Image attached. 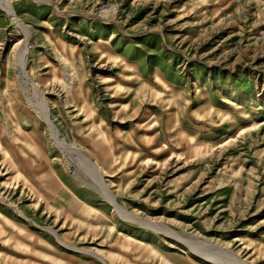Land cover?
<instances>
[{"label": "rangeland", "instance_id": "1", "mask_svg": "<svg viewBox=\"0 0 264 264\" xmlns=\"http://www.w3.org/2000/svg\"><path fill=\"white\" fill-rule=\"evenodd\" d=\"M0 264H264V0H0Z\"/></svg>", "mask_w": 264, "mask_h": 264}, {"label": "bare ground", "instance_id": "2", "mask_svg": "<svg viewBox=\"0 0 264 264\" xmlns=\"http://www.w3.org/2000/svg\"><path fill=\"white\" fill-rule=\"evenodd\" d=\"M5 2H3L4 4ZM6 5V4H5ZM3 6L4 8L6 6ZM7 12L9 13V15L12 17L11 13L9 10H7ZM16 21V20H15ZM19 25V24H18ZM21 27V26H19ZM23 32H24V36L25 38L28 36V32L27 30H25L24 26H23ZM24 42V41H23ZM26 47L23 46V48L21 49V51L19 52L18 56L16 57L17 59L15 60V62H17V65L18 66V70H17V75H18V80L21 84V90H22V93L24 94L23 96L25 97V100L26 102L29 103V105L31 106V108H34V110H36V114L37 116L42 120V122H44V124L47 126L49 132H50V135L53 136V138L55 139L54 141L61 145L62 148H66V144L60 140L58 134H57V131L55 130V128L53 127V125L51 124L50 120H49V113H48V109L46 108L47 106L45 105V101L43 100L41 94H40V91H38V88H37V84H35L30 75L28 74V72L26 71ZM17 55V54H16ZM15 66V67H16ZM19 85V84H18ZM19 87V86H18ZM34 104H36V106H34ZM71 147V146H70ZM69 148V147H68ZM72 150V149H71ZM76 150V149H75ZM78 151V150H77ZM86 160V159H85ZM88 160V158H87ZM89 161V160H88ZM86 163V162H85ZM88 165V163H87ZM90 166V165H89ZM94 166V165H93ZM95 167V166H94ZM92 168V167H91ZM93 169V168H92ZM92 171L95 172V176H96V179L99 181L101 178H100V173H99V170L98 168L97 169H93ZM93 172V173H94ZM97 181V182H98ZM102 181V180H100ZM99 181V182H100ZM101 183V182H100ZM100 185V184H99ZM103 186V185H102ZM104 187V186H103ZM102 187V188H103ZM105 190L107 188H104ZM3 199V198H2ZM119 211V210H118Z\"/></svg>", "mask_w": 264, "mask_h": 264}]
</instances>
